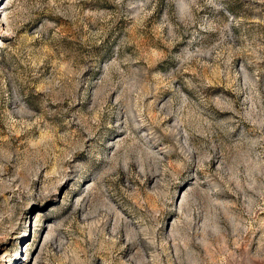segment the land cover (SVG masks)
<instances>
[{"label": "rangeland", "instance_id": "rangeland-1", "mask_svg": "<svg viewBox=\"0 0 264 264\" xmlns=\"http://www.w3.org/2000/svg\"><path fill=\"white\" fill-rule=\"evenodd\" d=\"M0 264H264V0H0Z\"/></svg>", "mask_w": 264, "mask_h": 264}]
</instances>
